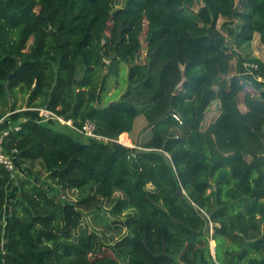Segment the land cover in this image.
<instances>
[{
    "label": "trees",
    "instance_id": "obj_1",
    "mask_svg": "<svg viewBox=\"0 0 264 264\" xmlns=\"http://www.w3.org/2000/svg\"><path fill=\"white\" fill-rule=\"evenodd\" d=\"M114 2L0 0V119L13 112L19 125L2 146L27 174L0 165V264H264V87L241 75L248 62L264 78V63L240 56L253 41L264 47V0ZM105 58L116 75L129 66L127 88L100 105ZM140 116L149 139L117 144ZM86 121L107 141L80 134ZM51 183L79 197L62 199ZM106 213L126 229L101 245L111 255L82 227Z\"/></svg>",
    "mask_w": 264,
    "mask_h": 264
},
{
    "label": "rangeland",
    "instance_id": "obj_2",
    "mask_svg": "<svg viewBox=\"0 0 264 264\" xmlns=\"http://www.w3.org/2000/svg\"><path fill=\"white\" fill-rule=\"evenodd\" d=\"M126 0H115L114 2V8H121L124 6ZM197 7L193 8V11H196ZM145 32H146V24L144 25V31L140 37L141 44H142V50L139 54V57L136 62L138 63H143L145 61V44L143 42L144 37H145ZM108 35H110L108 33ZM241 52V57L244 61H249L250 59H257L261 62L264 63V47L258 42V41H253L249 44H246ZM228 53L231 52V48H228ZM232 67L233 69H237L239 65V60L238 58H234L232 61ZM105 63H106V68L104 69V76L105 80L102 83V87L100 90V105L106 104L108 102H111L113 100L119 99L123 91L127 88L126 85V80H127V75H128V68L129 66L121 63L119 67L117 68V75L115 72L110 71L109 69V59L105 58ZM118 91V92H117ZM16 102H17V110H26L28 108L27 106V98L26 96H22L20 93L15 94ZM11 102V99H10ZM239 108H243L242 104V96L239 97ZM5 109V114L6 112L9 111V109L6 111ZM16 110V111H17ZM219 112V104L218 101L212 102V104L209 106L206 117L203 121V128H205L207 125H209L211 122L214 121L216 116L218 115ZM61 124H67L64 123L63 121ZM68 125V124H67ZM69 126V125H68ZM70 127V126H69ZM173 134L175 136H181L182 135V129H175L173 131ZM150 137V132L149 129L147 128V123L144 120L142 116L138 117L135 120L134 126L132 128V134L129 135L126 133V138L127 140L122 141L120 137H118L117 141H119L124 147L135 149L138 148L137 145L147 141ZM24 169H28L27 167H23ZM19 170V169H18ZM21 171V173H18V177H27L26 171ZM34 176L33 181H42L44 179V173L39 165H35V168L32 172ZM29 177V176H28ZM13 183V182H12ZM11 183V184H12ZM51 187L56 188L58 190V195L60 198L65 199L67 201H75L78 197L79 194L77 191L71 190V189H61L57 188L54 186V184L51 183ZM15 189V185H11L10 188H8L9 192H12ZM14 192V191H13ZM11 203V202H10ZM109 208V207H108ZM7 213H9L8 207L5 209L4 213V220L7 221ZM109 217L110 214L106 213L104 216L102 215L101 220L95 219L91 216H84L83 221H82V227L89 229V230H94L97 235L99 236V242L96 243V249H103V253H106L107 255H111L110 251L106 247H101V245H111L120 240L124 235H126V229L123 228L119 223H113L110 224L109 222ZM214 242H210V250L212 255H214Z\"/></svg>",
    "mask_w": 264,
    "mask_h": 264
},
{
    "label": "built area",
    "instance_id": "obj_3",
    "mask_svg": "<svg viewBox=\"0 0 264 264\" xmlns=\"http://www.w3.org/2000/svg\"><path fill=\"white\" fill-rule=\"evenodd\" d=\"M243 68V73L241 75L245 76V75H249L251 77H253V79L263 85L264 87V78H262L261 76H255L254 75V71L257 69V66L252 64V63H248L245 62L242 65ZM38 111V115L41 119L43 120H50V119H54L57 121H63L64 123H67L70 127H72V123L71 121H64L62 118L56 116L54 113L47 111L45 109H37ZM13 114V112H10L6 115H4L1 119H0V165L3 166L8 172L11 173L12 177H14V175H17L18 173H21V171L18 170V167L15 163V159H16V153L15 151H11L10 153H6L3 149L2 143L4 141V139L12 132V131H17L19 128L18 124H12L11 122V115ZM172 117L178 121V123L181 125L182 122L180 120V118L177 115H172ZM66 124V125H67ZM80 134L84 135L85 137L88 138H92V139H96V140H105L106 139H102L100 136L95 134V125L92 122L86 121L82 127L77 130ZM117 144H121L119 141H116ZM139 148V147H138ZM136 148V149H138Z\"/></svg>",
    "mask_w": 264,
    "mask_h": 264
},
{
    "label": "water",
    "instance_id": "obj_4",
    "mask_svg": "<svg viewBox=\"0 0 264 264\" xmlns=\"http://www.w3.org/2000/svg\"><path fill=\"white\" fill-rule=\"evenodd\" d=\"M6 89V95H7V98H8V101L10 102V94L7 90V86L5 87ZM179 89V86L175 89L174 93ZM170 113V110L166 113V114H169Z\"/></svg>",
    "mask_w": 264,
    "mask_h": 264
},
{
    "label": "crops",
    "instance_id": "obj_5",
    "mask_svg": "<svg viewBox=\"0 0 264 264\" xmlns=\"http://www.w3.org/2000/svg\"><path fill=\"white\" fill-rule=\"evenodd\" d=\"M208 111V110H207ZM219 113V112H218ZM207 114V113H206ZM126 134V133H125ZM132 134V131L129 133V135H131Z\"/></svg>",
    "mask_w": 264,
    "mask_h": 264
}]
</instances>
